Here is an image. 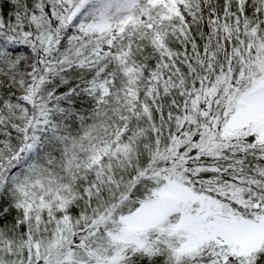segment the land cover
<instances>
[{
    "label": "snow or ice",
    "instance_id": "1",
    "mask_svg": "<svg viewBox=\"0 0 264 264\" xmlns=\"http://www.w3.org/2000/svg\"><path fill=\"white\" fill-rule=\"evenodd\" d=\"M0 264H264V0H0Z\"/></svg>",
    "mask_w": 264,
    "mask_h": 264
}]
</instances>
